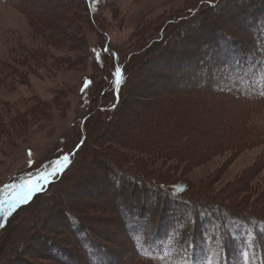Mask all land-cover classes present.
<instances>
[{
  "label": "rangeland",
  "instance_id": "1",
  "mask_svg": "<svg viewBox=\"0 0 264 264\" xmlns=\"http://www.w3.org/2000/svg\"><path fill=\"white\" fill-rule=\"evenodd\" d=\"M96 8L90 17L82 0H0V213L33 169L62 153L74 160L46 193L40 180L0 227V264H105L101 247L111 264L264 261L254 245L234 251L237 260L218 251L230 230L249 245L264 241L263 229L238 219L264 221V0H98ZM117 63L125 80L112 110ZM191 74L195 89L179 91ZM84 78L93 83L82 94ZM176 184L182 199L168 194ZM218 205L235 221L215 239L200 229ZM142 231L149 241L137 247L128 232L142 240ZM171 231L206 243L193 250L176 234L169 241Z\"/></svg>",
  "mask_w": 264,
  "mask_h": 264
},
{
  "label": "trees",
  "instance_id": "2",
  "mask_svg": "<svg viewBox=\"0 0 264 264\" xmlns=\"http://www.w3.org/2000/svg\"><path fill=\"white\" fill-rule=\"evenodd\" d=\"M83 2H84V4H85V6H86V9H87V12H88V14H89V16L90 17H92L93 16V14H95V12H96V6H97V4H98V0H82ZM205 4L207 5H209V7L210 8H212L215 4L214 3H210V2H205ZM205 25H207L206 23H205ZM251 28V27H250ZM216 30H218L217 28L216 29H213V30H209L208 32L209 33H211V34H208L209 36L210 35H212L213 34V31H216ZM252 32H254V34H256V33H258V31H253L252 30ZM213 38V35L211 36V37H209V41H212L211 39ZM218 49H219V47H217ZM242 49V48H241ZM244 49V48H243ZM220 50V49H219ZM106 52H107V45L106 46H102V47H97V50H96V52H94V56H96V58L99 60V56H101V55H105L106 54ZM237 53H239V52H236V49L234 48V50H232V54L231 55H233V54H235V56H237ZM219 52L218 53H216V54H214L213 56L214 57H216L217 59H221V58H219ZM223 56H226V54L225 55H223ZM198 64V63H197ZM197 64H196V66H197ZM192 65V64H191ZM116 67H121V65H120V63H117L115 66H114V70H115V68ZM185 67H187L186 69H185V72H183L182 71V74H186V73H189L190 72V70H191V68H190V65H187V66H185ZM123 69V68H122ZM114 70L112 71V73L114 72ZM122 72H123V70H122ZM192 75V74H191ZM124 76V75H123ZM213 76V75H212ZM212 76H210V77H207V88H205V89H209V86L210 87H213V85H214V81L216 80H214L213 79V77ZM124 80H125V78L123 79V82H124ZM184 81V80H183ZM92 83H93V81H92V79L91 78H84L83 80H82V83H81V88H80V91L82 92V94H84V91L86 90V89H88L89 87H91L92 86ZM122 85H123V83L119 86V89L117 90V88H116V90L114 91V86H115V84H114V81H112V94L113 95H115L116 96V98H114L113 99V104L115 105H113L112 103L108 106V108L109 109H112V110H114L115 109V107H116V105L118 104V101H119V99H118V95H119V91H120V88L122 87ZM189 85H191V86H193L192 87V89H195V87H196V83H195V77L192 75V78H191V80H190V82L187 84V85H184V87H181V88H179V91H182L183 89H187V91H191V90H189V88H190V86ZM201 87V86H200ZM231 88H233L234 90H236V89H239V87H236V86H232ZM214 89V88H213ZM212 90V89H211ZM117 91V92H116ZM214 91V90H213ZM215 92V91H214ZM223 92H226V90H224L223 89ZM231 93V92H230ZM232 94V93H231ZM233 96H235V97H237L238 95H236L235 93L234 94H232ZM102 110H103V108H102ZM79 143V142H78ZM83 143H84V141L78 146V145H76L75 147H74V150L76 149V147H77V151H73L72 153H75L74 154V157H75V155H76V153L78 152V150L82 147V145H83ZM64 156H68L69 157V163L67 164V166L65 167V168H63V169H61V171H60V174L59 175H55V176H52V177H50V182H48V183H46L45 184V190L43 191V193H46V191L48 190V188L50 187V186H53V185H56L57 183H59V181L62 179V175H63V173L70 167V166H72L73 165V163H74V160H71V152L70 153H62L61 155H60V157H58V159H54V161L53 162H51L50 163V165L48 164V162L47 163H44V164H42L41 166H39L38 168L36 167L35 169H33L30 173H28L27 175V179L26 180H24V181H22V182H20V184L19 185H17V187L18 188H21V185L22 184H24V183H30V182H32V181H34V180H36V179H38V178H40V177H42L43 175H45L46 173H51L52 171H53V169H56V168H59L60 166H58L59 165V163H58V161L59 162H62V160H63V157ZM73 158V157H72ZM50 161H52V160H50ZM49 161V162H50ZM33 165V164H32ZM47 165H49V167H47ZM38 169H40V171H38ZM38 171V172H37ZM18 188H16V189H18ZM15 189V190H16ZM186 191V188H185V186L184 185H181V184H176V185H173L172 186V188L168 191V194L170 195V196H172V197H180L181 198V196L183 195V193ZM13 193V190H11L10 192H9V195H11ZM182 199V198H181ZM188 202H186V204H187ZM189 204H191V203H189ZM191 205H193V204H191ZM187 206L188 207H190V208H192L193 209V207L192 206H190V205H188L187 204ZM215 208H213V207H210V210L212 211V209H213V214L212 215H210V216H208L207 215V219L206 220H204V222L202 223V225H203V228H201L200 230H203L206 234H207V237L209 236V237H211V236H213V238H215L216 239V235H217V233H215L216 231L215 230H217V229H220L221 227L224 229V227H230V224H232L235 220H233V219H235V218H233V217H235V215L232 213L233 211H231L229 208H223V207H221L220 205H218V206H214ZM198 209V208H197ZM15 212H11V214L10 215H7V216H5L4 215V212L3 213H0V227H5L6 226V222L12 217V215L14 214ZM192 214V213H191ZM190 216H192V215H189L188 217V219H192V222H193V224H188V225H190V226H192L193 227V225H194V220H193V216L192 217H190ZM201 216H203V214H202V212H200V218H201ZM232 217V218H231ZM238 219H240L239 221H241L242 223H239L240 225H242V224H250L249 225V227H250V229L252 230V232L254 231L253 230V228L255 229V231H260L261 229H263V232H264V221H262V220H255L256 219V217H253L252 216V218H243V217H238ZM258 219V218H257ZM183 220V219H182ZM250 221V222H249ZM189 223V222H188ZM215 225L214 227H213V229H211V226L212 225ZM199 225H200V223H199ZM235 225V224H234ZM198 226V225H197ZM216 227V228H215ZM162 228H164L165 229V232H166V230H168L169 228H168V226H166V227H162ZM166 228H168V229H166ZM175 229V227H174V225L171 227V229H169V230H174ZM228 229V228H227ZM213 230V231H212ZM219 231V230H218ZM228 231V230H227ZM145 232V233H144ZM147 231H142V233H141V235L143 236V238H141L142 240H138V239H136L135 238V234L133 235L132 233H129L128 232V235H129V238L131 239V241L134 243V244H136V246L137 247H140V246H142V245H145V242H147V241H149V238L147 237V233H146ZM164 231H162V233L164 234L165 233ZM172 232V231H171ZM170 232V235H168L167 237H168V239H169V237L171 236V235H177L178 236V238H180V240H181V242H182V244H185L186 246L187 245H190V246H192L193 247V250H197L198 249V251L200 252V249L202 248V246L206 243V242H200L199 240H197L196 239V236L195 237H193L191 240L189 239L188 241L186 240H184L185 238H183V236H182V238H181V235H179V234H177V231H176V233H174V232H172L171 233ZM178 232H180V231H178ZM213 232H214V234H213ZM158 233V232H157ZM209 233V234H208ZM213 234V235H210V234ZM229 233V235H228V237H226L225 239H223L222 240V243H221V246H220V248H219V250L218 251H220V250H224V251H222V253H224V255H225V259L227 258V259H229V260H237V258H236V253H234V251H237V249L238 248H240V247H243L245 244H247V246H248V249L247 250H249L250 251V254L252 253V246L254 245V248H253V251L254 250H256L257 251V249L259 250V251H262V252H264V241L262 240V239H260L259 241H258V239L257 238H254L253 239V244L251 245H249V243H248V241H247V239H244L241 235H243V232H236L235 234L238 236H236V235H230L231 234V230L228 232ZM237 233H239V234H237ZM167 237H165L164 239H166ZM83 239V238H82ZM80 241H81V239H80ZM169 241H171V242H173V238H170L169 239ZM185 241V242H184ZM168 242V241H167ZM196 244H197V248H196ZM227 244H229V247H227L226 245ZM93 245H94V243H93ZM90 246V245H89ZM137 247H135V249L137 250ZM102 249H101V256L103 257V262H105V264H111V261H112V258H110V257H112V256H110L109 255V252H108V250L107 249H105V248H103V247H101ZM233 249V250H232ZM85 250H88V245H86V248H85ZM145 251L146 250H144L142 253H141V257L143 256V255H146L145 254ZM258 251V252H259ZM61 252V251H60ZM88 252H90V250L88 251ZM261 253V252H260ZM65 256V255H64ZM67 256V255H66ZM147 256V255H146ZM57 259V258H56ZM146 259H150V258H146ZM152 259V258H151ZM66 261H67V259H66ZM150 262V261H149ZM264 261H261L259 264H264L263 263ZM61 263V262H60ZM164 264H166V263H164ZM171 264V263H170ZM174 264V263H173Z\"/></svg>",
  "mask_w": 264,
  "mask_h": 264
},
{
  "label": "snow or ice",
  "instance_id": "3",
  "mask_svg": "<svg viewBox=\"0 0 264 264\" xmlns=\"http://www.w3.org/2000/svg\"><path fill=\"white\" fill-rule=\"evenodd\" d=\"M112 75L114 77V84L118 90L119 86L123 83V79H124L123 72L119 67H116L114 72L112 73ZM28 155H29V157H31V152H29ZM69 162H70L69 157L64 156L63 162L58 161V163L60 165L59 168L53 169V171L51 173H46L45 175L40 177L39 180H37L35 182L22 184L21 185L22 195H18L16 198H13L10 200L6 199L5 201H3V203L8 205V208L6 210H4V215L5 216L10 215L11 212L13 210H15L18 205H21V204L27 202L29 200V198L34 193H36L38 190L42 189L43 185L40 183V180H43L45 183L50 182V177L55 176V175H59L61 169L65 168Z\"/></svg>",
  "mask_w": 264,
  "mask_h": 264
},
{
  "label": "bare ground",
  "instance_id": "4",
  "mask_svg": "<svg viewBox=\"0 0 264 264\" xmlns=\"http://www.w3.org/2000/svg\"><path fill=\"white\" fill-rule=\"evenodd\" d=\"M156 61V60H155Z\"/></svg>",
  "mask_w": 264,
  "mask_h": 264
}]
</instances>
